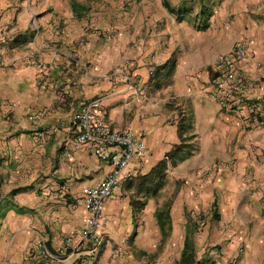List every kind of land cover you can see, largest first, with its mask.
I'll return each mask as SVG.
<instances>
[{"label": "crops", "instance_id": "0c3cea01", "mask_svg": "<svg viewBox=\"0 0 264 264\" xmlns=\"http://www.w3.org/2000/svg\"><path fill=\"white\" fill-rule=\"evenodd\" d=\"M244 39L241 70L259 98L264 0H0V264H43L37 240L59 252L86 226L84 191L112 165L76 144L70 120L96 97L113 129L146 141L133 177L176 149L182 158L139 212L131 191H117L98 256L69 250L63 264L155 259L167 226L178 260L188 238L206 264H264V122L245 123V109L225 112L206 92L216 57Z\"/></svg>", "mask_w": 264, "mask_h": 264}, {"label": "built area", "instance_id": "2783aa9c", "mask_svg": "<svg viewBox=\"0 0 264 264\" xmlns=\"http://www.w3.org/2000/svg\"><path fill=\"white\" fill-rule=\"evenodd\" d=\"M250 54L247 40H239L231 51L220 53L209 70L207 93L225 112H240L245 123H263L260 119L261 103L264 96L252 97V89L247 82L240 63ZM2 53L0 52V61ZM108 109L103 97H96L83 103L71 117L70 123L76 133L78 146L91 145L99 158L107 160L112 170L100 181L84 191L83 202L88 209L86 226L77 235L68 236L65 244L55 252L46 241H36L33 251L43 264H63L64 254L69 256L87 255L95 259L105 241V206L117 191L134 176L135 161H142L148 152L145 139L132 130L113 129L108 122ZM234 162H221L215 169L232 167ZM214 169V171H216ZM264 206V191L262 192ZM30 253L31 257H35ZM230 264H236V260Z\"/></svg>", "mask_w": 264, "mask_h": 264}, {"label": "trees", "instance_id": "16d2710c", "mask_svg": "<svg viewBox=\"0 0 264 264\" xmlns=\"http://www.w3.org/2000/svg\"><path fill=\"white\" fill-rule=\"evenodd\" d=\"M182 129L183 127L181 123V136L183 133ZM181 151V148L174 150L173 152L167 154V158L158 162L148 174L131 177L125 183L123 188L131 191V204L133 205L135 211L139 212L145 206V201L141 200V196L150 197L152 195H156L158 194L160 189L163 188L166 182V173L169 162H172V165H176V159L182 158L180 157ZM199 219L200 221L197 222L198 227L201 225H205L207 221V215H205L203 212L201 213V217ZM179 264H206L205 261L197 260L195 247L188 240V238L185 241L184 250L182 253V257L179 260Z\"/></svg>", "mask_w": 264, "mask_h": 264}, {"label": "rangeland", "instance_id": "374dc122", "mask_svg": "<svg viewBox=\"0 0 264 264\" xmlns=\"http://www.w3.org/2000/svg\"><path fill=\"white\" fill-rule=\"evenodd\" d=\"M214 166H216V164ZM213 171H214V168L211 171L205 173V176L209 180L212 179V178H210V176H211V174H212ZM216 172H217L216 174H219L220 173V171H218V170H216ZM165 185H166V182H165L164 186ZM169 186L171 187L172 186V183L170 185L168 184V187ZM261 204H262V196H261ZM201 213H203V212H201ZM201 213H200V216H201ZM204 214L206 215V212H204ZM172 230H173L172 227L167 226L166 233L167 234L169 233V235L167 236V234H166V236H165L166 240H164L163 243L157 244V248H156V251H155V254H154V258L155 259H153L152 257L140 259V257H141L140 256V257H137L136 263L137 264H179V260L177 259V256L179 255V252H180V248H181V243L180 242L181 241L180 240H177V241L174 240L173 236L170 233V232H172ZM133 245L134 244H132V246ZM193 245L195 247V244H193ZM195 250H196V247H195ZM168 252H171V255L170 256L167 254Z\"/></svg>", "mask_w": 264, "mask_h": 264}]
</instances>
